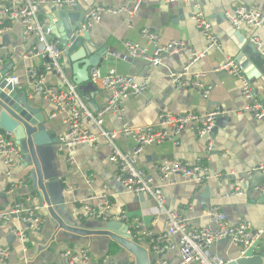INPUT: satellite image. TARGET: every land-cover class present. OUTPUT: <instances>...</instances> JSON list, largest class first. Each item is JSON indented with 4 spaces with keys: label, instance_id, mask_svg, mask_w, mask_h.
Instances as JSON below:
<instances>
[{
    "label": "crops",
    "instance_id": "crops-1",
    "mask_svg": "<svg viewBox=\"0 0 264 264\" xmlns=\"http://www.w3.org/2000/svg\"><path fill=\"white\" fill-rule=\"evenodd\" d=\"M11 1L0 0V11ZM198 1L213 23L214 34L221 43L220 51L208 49L206 38L193 21L195 9L190 4L141 0V6L133 17L125 13L116 16L105 14L101 22L93 24V42L108 46L110 51L100 70L103 73L129 75L139 84L147 81L146 91L125 103L122 119L112 115L104 116V127L107 130H118L122 124L135 128L155 125L164 113L179 116L190 113L205 115L216 108L226 112L240 111L246 103L241 95V81L217 70L227 58L238 61L243 57L249 67L244 75L251 82L258 99L264 101V56L261 54L264 53V26L258 30L244 27L239 31H226L225 26V15L238 7L245 6L264 14V0ZM134 3L135 0H87L80 3L79 7L85 13L95 6L118 8L130 7ZM50 14V8L44 6L39 11V19L49 24L47 17ZM54 22L58 23L56 19ZM143 29L158 34L163 44L182 41L187 50L174 57L165 56L159 66H149L141 59H125L124 44L127 41L138 42L150 51L154 50V46L141 37ZM4 36L8 37L6 41L3 40ZM255 37L261 41L260 47L252 41ZM35 44L34 37L29 41L23 39L20 25L0 33V59L4 58L2 64H14L13 74L20 79V90L32 91L29 77L31 70L36 69L46 75L43 68L47 60L28 57V51ZM251 45L257 48L258 54L252 52ZM244 49H248L246 54L243 53ZM191 52L205 54L191 69L188 77L192 78L197 73L205 74L203 85L204 89L210 91L208 98L197 88L185 91L171 81V72L182 69L190 61ZM62 64L71 80L74 75L65 56ZM46 84L62 86L56 73H47ZM84 87L78 88V91L82 97L89 98L88 107L97 117L107 103L108 93L100 84ZM29 100L33 107L41 110L48 130L54 131L58 139L67 132V113L56 112L52 103L42 95L29 94ZM219 120L216 121V132L209 137H199L185 130L175 141L147 147L138 159V166L153 180L156 187L162 189L167 208L180 211L199 229L217 226L216 218L206 213L214 206L221 208L228 223L232 225L249 222L255 228H264V203L260 201L264 191V172L259 169L264 165V120L237 113L222 115ZM86 127L91 132H97L98 129L94 123H87ZM118 144L127 152L134 149V142L130 139L120 138ZM109 156L110 152L103 140L96 146H75L69 149L58 143L46 151L42 165L43 174L48 180L44 179L43 183L49 185L53 200L63 201L65 210L60 213L62 221L67 225L82 227L87 232H94L102 222L85 218L82 204L90 197H95L89 204L99 208L108 199L112 215L126 212L129 218L141 220L145 236L136 242L148 252L151 264L158 258L168 263H178L181 260L178 237L174 239L176 248L173 250L165 251L162 255H157L153 250V239L168 230L166 215L157 210L151 196L130 193L116 182L117 168L109 161ZM171 160L191 165L201 164L212 174L221 175L223 180L213 179L198 187L195 182L177 175L162 182L158 167ZM33 169V166H26L24 158L12 170L11 177H8V170L0 157V212L11 203L32 196L37 199L32 206L38 208V215L42 219L40 227L29 231L24 242L12 236L8 227L0 225V246L11 249L10 259L6 262L0 260V264H60L62 253L69 249L88 250L94 263L135 264L134 258L128 257L125 250L108 237L78 236L56 226L47 205L41 207L39 204V194L31 178ZM13 183L17 187L12 191ZM14 224L17 227L23 226L18 221ZM212 252L229 262L241 258L239 249L230 240L215 243ZM254 255L264 256V236Z\"/></svg>",
    "mask_w": 264,
    "mask_h": 264
},
{
    "label": "built area",
    "instance_id": "built-area-1",
    "mask_svg": "<svg viewBox=\"0 0 264 264\" xmlns=\"http://www.w3.org/2000/svg\"><path fill=\"white\" fill-rule=\"evenodd\" d=\"M87 0H12L11 3L0 11V33L10 31L15 25H20L23 30V39L29 41L36 39V44L28 51L29 58L46 59L44 72L56 73L60 77L62 86L57 87L46 84V75L40 74L38 70H31L29 77L33 88L29 94L42 95L52 103L56 112L67 113L65 121L68 126L67 132L59 138V144L69 149L75 146L91 145L96 146L101 140L105 142L110 152L109 161L117 168L115 180L122 185L128 192L136 195H149L156 202L157 210L166 215L168 230L165 234L153 239V250L157 255H162L165 251L176 248L175 237L179 238V248L181 260L176 264H228L220 256L212 252L215 243L223 240H230L238 249L241 258L255 256V251L259 248V243L264 236V228H255L249 222H241L237 225L228 223L227 216L218 206L210 207L206 213L208 216L215 217L218 224L216 227L197 228L191 224L189 219L183 216L178 210L167 208L166 198L162 189L156 187L151 178L138 166V159L147 147L160 146L167 141H175L185 130H190L199 137H209L215 128L217 118L222 115L237 113L248 114L257 120H264V103L261 102L246 78L241 65L232 58L227 60L217 69L224 71L230 76L239 79L242 83L241 95L246 101L245 106L240 111H224L216 108L205 115L194 113L185 116L174 114H161L159 121L155 125L146 127H130L122 124L118 130H107L104 127V116L112 115L120 119L123 118L125 103L135 97L141 96L147 88V81L142 84L137 83L134 77L129 75H119L113 72L103 73L100 69L91 71V83L96 86L100 84L108 93L107 103L95 117L88 107V97H82L78 87L72 83L64 71L62 59L64 50L59 42L53 40L51 31L47 28L46 21L39 19V11L42 7L52 8L67 7L76 9L80 3ZM165 4L180 3L190 4L195 9L193 21L197 29L203 34L208 42L209 50L220 51L221 43L214 34L213 23L205 15L198 0H160ZM141 6V0H135L130 7H105L95 6L85 12V19L90 26L101 22L105 14L120 15L127 14L133 17ZM225 20L235 30L244 27H251L258 30L264 26V14L242 6L235 9L232 13L225 15ZM87 29L82 27L81 34ZM141 37L149 45L154 46L150 51L147 46L134 41H127L124 46L126 50L125 59H141L149 66H159L163 63L165 56L174 57L176 54L187 50V46L182 41H172L167 44L161 42L158 34L143 29ZM252 41L261 46L258 38ZM264 56V53H261ZM116 55V54H115ZM205 56L204 53L191 52L190 61L178 71H172L171 81L178 88L188 91L193 88L199 89L205 98L209 97L210 91L204 89V73L193 74L188 77L191 69ZM11 83L19 86L20 79L13 75ZM87 123H94L97 132L87 129ZM120 138H126L134 142V149L130 152L124 151L118 144ZM0 157L8 170L7 176L11 177L12 170L17 164L24 160L21 148L14 140L13 134L0 130ZM264 172V165L259 167ZM158 175L162 182H166L170 177L177 175L183 176L189 181L202 187L211 180H223L221 175H214L201 164L191 165L175 160L165 162L158 167ZM17 187L12 184V191ZM240 194V192H239ZM95 197H90L82 204V213L85 218L100 222H125L133 228V237L140 239L143 235L142 222L139 218H129L126 212L120 215L111 214V203L105 199L99 208L91 206L90 201ZM37 199L35 197H23L21 200L13 202L9 207L0 212V225L9 228L12 236L24 242L27 234L34 228H39L42 219L38 215V208L32 206ZM18 221L23 226H15ZM11 257V249L8 246H0V260L6 262ZM60 264H106L105 262L94 263L88 250L74 251L66 250L61 255ZM153 264H172L161 258L156 259Z\"/></svg>",
    "mask_w": 264,
    "mask_h": 264
},
{
    "label": "water",
    "instance_id": "water-1",
    "mask_svg": "<svg viewBox=\"0 0 264 264\" xmlns=\"http://www.w3.org/2000/svg\"><path fill=\"white\" fill-rule=\"evenodd\" d=\"M50 11L51 14L47 17L49 22L47 28L51 31L53 40L59 42L64 50V56L67 58L74 75L71 79L72 83L78 88H85L84 86L90 84L95 87L91 83V71L100 69L103 63L107 61L110 52L108 46L96 45L93 42L92 26L85 19L82 8L69 10L67 7H62L52 8ZM55 19L58 23L54 22ZM225 26L226 31H235L227 21ZM82 27L87 29L83 34L79 32ZM7 38V36H4L3 40L6 41ZM250 49L253 53L258 54L255 46L251 45ZM243 51L246 54L248 49ZM3 59H0V130L13 134L15 142L23 152L26 166H33L31 178L34 189L39 194L40 206L47 205L51 219L61 229L78 236L108 237L119 244L128 257H133L135 264H151L148 252L137 244L133 237V228L125 222H102L101 226L94 232H87L82 227L67 225L62 221L60 213L64 212L65 205L63 201L53 200L49 185L43 183L44 179L48 180V177L43 174L44 168L42 165L46 151L53 145L58 144L59 139L54 131L48 130L47 121L41 114V110L31 105L29 90H20L17 84L10 82L14 75V64H2ZM239 62L243 72L247 71L249 67L243 57L238 59ZM221 117L219 116L217 121H220ZM216 125H218V122ZM215 132L216 128L213 129L212 133ZM260 201L264 203V191ZM228 264H264V256L255 255L239 258Z\"/></svg>",
    "mask_w": 264,
    "mask_h": 264
}]
</instances>
